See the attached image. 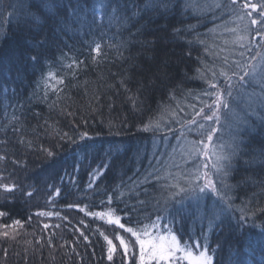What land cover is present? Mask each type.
I'll return each mask as SVG.
<instances>
[{
    "label": "trees",
    "instance_id": "16d2710c",
    "mask_svg": "<svg viewBox=\"0 0 264 264\" xmlns=\"http://www.w3.org/2000/svg\"><path fill=\"white\" fill-rule=\"evenodd\" d=\"M26 3L27 0H0V24L7 29L8 20L12 22L7 39L0 42V57H3L0 61V141H7L0 144V154L7 156L0 162V170L5 176L11 174L4 183L14 181L19 185L12 194L0 192V210L8 213L0 217V224L11 225L14 220H20L23 225L17 228L15 239L0 236V264H107L102 252L106 242L99 232L103 231L110 238L115 232L128 234L85 215L74 205H88V210L92 211L113 207L126 226L134 225L149 214L155 218L153 205L161 189L155 182L133 187L134 182L143 177L150 165L161 167L163 174V166L170 165L173 157L175 163L182 164V146L193 139L182 125L195 116L201 106L195 94L206 87L202 80L195 78L196 69L200 67L198 57L209 63L213 59L204 52L202 45L190 46L185 40L175 38L173 29L196 25V31L207 34L214 24H222L228 17L213 21L212 12L205 18L191 14L182 17L176 12L165 17L148 12L124 24L120 19L110 22L97 0H84L86 9L79 16L69 17L64 31L53 37L46 30L48 42L43 49H38L42 52L41 62L34 65L27 56L36 52H30L25 45V38L31 40V37L22 34L17 26L18 21L23 25ZM94 3L95 17L91 10ZM144 3L145 0H129L127 15L131 16L133 4ZM234 25L229 22L228 27ZM205 38L220 57L234 58L229 52L220 51L225 41L232 38L223 27ZM37 39H44V35ZM186 39H193V35L188 34ZM95 42L102 44L103 55L93 61L95 54L90 46ZM121 42L124 43L120 49L123 58L116 48L109 47V44ZM9 53L24 58L9 64ZM73 59L83 63L69 69ZM216 63L219 64L220 59H216ZM48 71L64 79V84L59 85L62 89L59 99L51 89L44 99L42 75ZM130 96L139 98L135 109ZM166 107L167 111H163ZM153 119L160 121L162 130L157 133L143 131V125ZM83 120H87L86 129ZM13 126L22 128L24 139L34 145H55L57 141L50 135L55 130L74 136L80 130H87L91 139L78 141L82 147L61 141L55 148L56 157L50 162L21 144V134H13ZM182 132L185 136H181ZM223 140L227 142L229 136L225 134ZM252 147L256 150L249 148V154L238 162L230 183L237 184L249 176L259 181L264 176V172L259 171V146ZM254 158L255 162L249 167L244 165V160ZM104 164L108 165L107 169L101 168L102 174L90 188V174ZM168 171L177 173L179 169L168 167ZM56 188L60 189L59 195L55 194ZM27 192L32 195H26ZM237 193L241 198L255 193V205L264 207V191L259 184L248 181L240 185ZM109 195L112 196L111 205H107ZM139 201L145 203L140 205ZM236 203L240 204L241 199ZM41 211L53 215H36ZM82 220L84 224L80 223ZM44 224L49 228L45 229ZM256 224L258 227L247 229L255 241L252 248L238 245L227 227L223 232L212 233L211 246L223 245L214 264H264V248L260 243L264 217L257 219ZM174 228L179 234L190 229L199 233L201 224L186 220L183 224H175ZM81 231L89 237L88 241L80 236ZM50 238L52 245L47 243Z\"/></svg>",
    "mask_w": 264,
    "mask_h": 264
},
{
    "label": "snow or ice",
    "instance_id": "6c2138e0",
    "mask_svg": "<svg viewBox=\"0 0 264 264\" xmlns=\"http://www.w3.org/2000/svg\"><path fill=\"white\" fill-rule=\"evenodd\" d=\"M97 2L108 15L110 22L120 19L124 24L148 12H157L165 17L176 12L182 17L191 14L198 18H205L208 12H212L213 21L221 20L224 16L228 17V20L222 21V24H214L213 28L208 29L207 34L196 31V25L173 29L175 38L185 40L190 46L202 45L204 52L213 59L209 63L198 57L200 67L196 69L195 78L202 80L206 87L195 94L201 105L195 111V116L182 125L186 127L187 134L193 137L182 146V164L175 163L173 157L170 165L163 166V174L161 167L150 165L143 177L134 182L133 187L155 182L161 189V195L153 205L155 218L153 219L149 214L143 219H138L134 225L126 226V223L121 222L117 209L113 207L105 206L101 211H92L88 210L90 207L88 205L83 207L74 205L85 215L104 221L108 225H114L128 234L115 232L110 238L100 231L99 235L106 242V247L102 246L103 258L107 264H214V258L217 252L223 250V245L217 243L212 247L211 234L217 231L223 232L225 227L229 229L238 245L252 248L255 241L247 229L258 227L256 220L264 217V207L255 205V193L251 197L241 198L237 190L241 184L251 181L252 184H259L261 191H264V176L259 181L249 176L237 184L230 183V180L233 172L237 171L238 162L249 154V148L256 150L253 145L259 146V171L264 172V138H261L264 136V0H145L143 5L131 6V16L127 15L130 8L129 0H107V2L97 0ZM86 7L84 0H27L24 6L23 25L20 26V22H17L19 31L31 37V40L25 38L27 49L36 52L35 55L27 56V60L34 65L39 64L42 52L38 49H43L48 42L46 30L55 37L58 32L65 30L69 17L79 16ZM91 10L95 17L96 3ZM229 22L235 23V27H228ZM7 23V29L0 24V42L7 39V33L11 30V19ZM221 27L225 32L232 34V38L225 41V47L220 51L229 52L234 57L232 59L229 56L220 57L205 38ZM188 34H192L193 39L187 40ZM42 35L44 39L38 40L37 37ZM257 37L260 39L257 40ZM109 47L116 48L118 55L123 58V52L120 50L124 47L123 42L116 45L109 44ZM90 51L95 54L92 59L96 61L103 55V46L100 42H95L94 46H90ZM188 54L191 55V52ZM23 58L16 56L15 53L8 54L9 64ZM2 59L3 57H0V61ZM216 59H220L219 64L216 63ZM82 63L83 61L73 59L68 68L71 69L74 65L78 66ZM42 79L44 99L48 97V89L56 93L59 99V93L62 91L59 85L64 84L63 77L48 71L46 75H42ZM138 99L137 96L129 97L134 109L137 107ZM55 105L56 102H53L52 106ZM189 107L195 109L196 106L189 105ZM163 111H167V107ZM67 114L73 115L71 112ZM196 117H199V120ZM160 119H163V115ZM82 124L86 129L87 120H83ZM142 130L157 133L162 130V125L159 120L153 119L145 123ZM12 132L21 134L19 140L21 144H26L28 148L50 162L56 157L55 148L59 147L61 141L82 147L78 141L91 139L87 130H80L76 136L55 130L50 135L57 143L45 146L34 145L30 140L26 141L22 135L23 129L20 127L13 126ZM225 134L229 136L227 142L223 140ZM181 136H185V133L182 132ZM4 143L7 141H0V144ZM175 151L176 148L173 147V152ZM6 159V155L0 154V162ZM243 162L249 167L255 162V158ZM157 163H160L158 159ZM75 167L78 169L79 164L77 163ZM107 167L108 165L104 164L93 170L90 174L92 176L90 188L96 177L102 174L101 168L106 170ZM168 167H174L179 171L172 173L168 171ZM9 176H5L0 170V192L4 194H12L19 189V185L14 181L3 182L8 180ZM161 181L165 182L160 183ZM55 194H60L59 188L55 189ZM26 195L31 196L32 192H27ZM120 195L123 196V193L121 192ZM237 199H241L240 204L236 203ZM104 203L101 201V204ZM138 203L143 205L145 202ZM111 204L112 196L109 195L107 205ZM6 215L8 213L0 210V217ZM36 215L52 216L53 213L41 211ZM55 215L59 216V213ZM186 220L199 221L201 224L199 233L195 229H190L184 234H179L175 230V224H183ZM80 223L84 224V221ZM18 227H23L20 220H14L11 225L0 224V229H3L0 231V236L15 239ZM43 227L48 229L49 225L44 224ZM80 236L84 241L89 240L82 231ZM47 243L52 245L51 238ZM260 243L264 248V233L261 235Z\"/></svg>",
    "mask_w": 264,
    "mask_h": 264
},
{
    "label": "rangeland",
    "instance_id": "374dc122",
    "mask_svg": "<svg viewBox=\"0 0 264 264\" xmlns=\"http://www.w3.org/2000/svg\"><path fill=\"white\" fill-rule=\"evenodd\" d=\"M234 27H235V25H234ZM254 34V33H253ZM260 38L259 37H257V40H259ZM196 119H198L199 120V117H197Z\"/></svg>",
    "mask_w": 264,
    "mask_h": 264
}]
</instances>
